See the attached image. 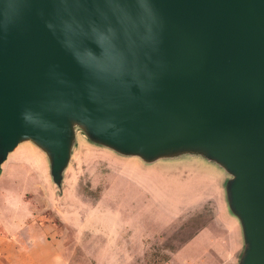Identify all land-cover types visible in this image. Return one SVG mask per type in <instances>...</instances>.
<instances>
[{"label":"water","instance_id":"obj_1","mask_svg":"<svg viewBox=\"0 0 264 264\" xmlns=\"http://www.w3.org/2000/svg\"><path fill=\"white\" fill-rule=\"evenodd\" d=\"M18 115L55 182L64 118L117 148L220 160L251 232L238 264H264V0H0V134Z\"/></svg>","mask_w":264,"mask_h":264},{"label":"rangeland","instance_id":"obj_2","mask_svg":"<svg viewBox=\"0 0 264 264\" xmlns=\"http://www.w3.org/2000/svg\"><path fill=\"white\" fill-rule=\"evenodd\" d=\"M63 128L58 182L49 145L28 136L21 116L10 137L0 134V230L36 222L54 234L37 264L239 263L251 232L228 203L233 175L220 160L201 150L162 154L160 144L149 156L117 148L72 118ZM49 253L53 259L43 258Z\"/></svg>","mask_w":264,"mask_h":264},{"label":"crops","instance_id":"obj_3","mask_svg":"<svg viewBox=\"0 0 264 264\" xmlns=\"http://www.w3.org/2000/svg\"><path fill=\"white\" fill-rule=\"evenodd\" d=\"M44 229L35 222L20 225L17 232L0 230V264H37V259H42L39 256L42 250L56 241L55 235L46 233ZM53 256L49 253L43 258L53 259Z\"/></svg>","mask_w":264,"mask_h":264},{"label":"clouds","instance_id":"obj_4","mask_svg":"<svg viewBox=\"0 0 264 264\" xmlns=\"http://www.w3.org/2000/svg\"><path fill=\"white\" fill-rule=\"evenodd\" d=\"M99 46V45H98ZM94 55V54H93Z\"/></svg>","mask_w":264,"mask_h":264}]
</instances>
